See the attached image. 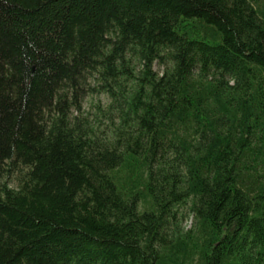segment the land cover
<instances>
[{
	"label": "trees",
	"instance_id": "trees-1",
	"mask_svg": "<svg viewBox=\"0 0 264 264\" xmlns=\"http://www.w3.org/2000/svg\"><path fill=\"white\" fill-rule=\"evenodd\" d=\"M2 181L0 264H264V0H0Z\"/></svg>",
	"mask_w": 264,
	"mask_h": 264
},
{
	"label": "rangeland",
	"instance_id": "rangeland-1",
	"mask_svg": "<svg viewBox=\"0 0 264 264\" xmlns=\"http://www.w3.org/2000/svg\"><path fill=\"white\" fill-rule=\"evenodd\" d=\"M156 70L160 71V68L156 66ZM111 103V100L106 95H88L84 99L83 103V114L84 116L88 117L92 122H99L100 117V109L107 110L109 105ZM112 119V120H111ZM118 123V120H116V117L112 116V118H104L100 122L101 129L110 128L112 129L116 124ZM3 181L7 182L10 187L17 188L18 185V178L16 176H12L10 178H4ZM0 182V183H3ZM193 220V216L189 214L188 211L185 212L184 221H183V228L185 230H188L191 227Z\"/></svg>",
	"mask_w": 264,
	"mask_h": 264
}]
</instances>
